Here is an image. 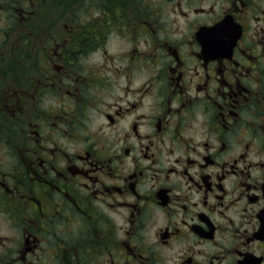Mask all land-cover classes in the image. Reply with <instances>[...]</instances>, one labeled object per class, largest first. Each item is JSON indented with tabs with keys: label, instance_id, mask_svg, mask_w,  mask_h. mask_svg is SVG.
Segmentation results:
<instances>
[{
	"label": "flooded vegetation",
	"instance_id": "obj_1",
	"mask_svg": "<svg viewBox=\"0 0 264 264\" xmlns=\"http://www.w3.org/2000/svg\"><path fill=\"white\" fill-rule=\"evenodd\" d=\"M0 264H264V0H0Z\"/></svg>",
	"mask_w": 264,
	"mask_h": 264
}]
</instances>
